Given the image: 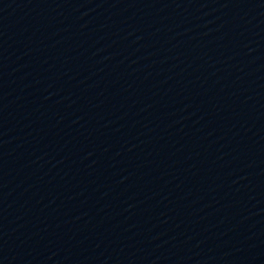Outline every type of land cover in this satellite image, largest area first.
I'll return each mask as SVG.
<instances>
[{
    "label": "water",
    "instance_id": "95a60500",
    "mask_svg": "<svg viewBox=\"0 0 264 264\" xmlns=\"http://www.w3.org/2000/svg\"><path fill=\"white\" fill-rule=\"evenodd\" d=\"M0 264H264V0H0Z\"/></svg>",
    "mask_w": 264,
    "mask_h": 264
}]
</instances>
